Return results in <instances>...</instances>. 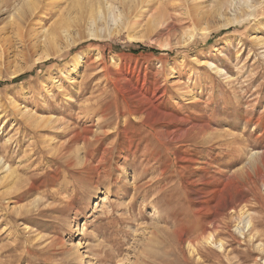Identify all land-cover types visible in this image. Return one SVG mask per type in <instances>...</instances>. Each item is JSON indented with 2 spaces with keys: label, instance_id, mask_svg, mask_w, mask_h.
Here are the masks:
<instances>
[{
  "label": "rangeland",
  "instance_id": "374dc122",
  "mask_svg": "<svg viewBox=\"0 0 264 264\" xmlns=\"http://www.w3.org/2000/svg\"><path fill=\"white\" fill-rule=\"evenodd\" d=\"M149 1L0 0V264H264V0Z\"/></svg>",
  "mask_w": 264,
  "mask_h": 264
},
{
  "label": "bare ground",
  "instance_id": "6f19581e",
  "mask_svg": "<svg viewBox=\"0 0 264 264\" xmlns=\"http://www.w3.org/2000/svg\"><path fill=\"white\" fill-rule=\"evenodd\" d=\"M147 1H149V0H133V2H136L137 3V5L136 6H138V5H144ZM151 1V0H150ZM150 1H149V3H150ZM127 2V1H126ZM132 2V1H131ZM30 3V2H29ZM33 3V2H32ZM104 3V2H103ZM128 3V2H127ZM40 4V3H39ZM38 4V5H39ZM122 4H123V2H122ZM133 4V3H132ZM26 5V4H25ZM28 5V4H27ZM31 5V11H32V9H33V11L34 12H30V13H35V11H36V8L34 7V5L33 4H30ZM40 6V5H39ZM132 7V6H131ZM253 7V5H252V1L251 0H218V1H216V2H209V0H203L200 4H198L197 6H196V9H195V12H196V15L197 16H199L200 18H203V19H205V18H208V17H219V18H226V15H227V11H231L233 14H234V16H236L235 18L236 19H238V18H240L242 15H243V11H244V9L245 8H247L248 10L249 9H251ZM131 9V8H130ZM29 11V10H28ZM247 13V12H246ZM100 14V13H99ZM250 14V13H249ZM32 15V14H31ZM35 15V14H34ZM238 15H240V16H238ZM25 16V15H24ZM235 20V19H234ZM226 21H228L229 23H230V20H226ZM227 22V23H228ZM146 23V22H145ZM228 23V24H229ZM144 25V24H143ZM149 25V24H148ZM227 26V25H226ZM148 27V26H147ZM208 28V27H207ZM207 28H202V31H204V32H208L209 31V29H207ZM94 32H95V30H94ZM92 33V32H89V33H91V36H96V34L95 33ZM49 37H51V35L49 34V32H47V30L43 33V35H42V39H43V41H42V47H43V52H44V55L40 58V60H43V61H45V60H47V59H49L53 54H56V53H59L60 51H62V49H58V50H56L54 53H50V50H51V48H53V46H52V44H53V41H55V40H47ZM193 38V36L190 38V40ZM254 39H256V38H254ZM253 39V40H254ZM130 40H132V41H136V42H139V41H141L142 40V38L141 37H139V36H136V35H131L130 36ZM258 40H259V38H258ZM256 41V40H255ZM263 42V41H262ZM72 43H75V40H72L71 42H69L68 43V45H67V47H69V46H71V44ZM262 44V43H261ZM169 43H167V42H165L164 44H163V46L164 47H169ZM37 46V45H36ZM41 47V48H42ZM167 49V48H166ZM61 53V52H60ZM42 61V62H43ZM83 61V57L81 56V55H78V56H76V57H74L73 58V62H74V64H76V65H78L79 66V64H80V62H82ZM75 67V66H74ZM71 69V68H70ZM116 79V78H115ZM123 82H125L127 85H128V82H127V80H124ZM123 88H124V86H123ZM158 90V89H157ZM155 93V92H154ZM163 94V93H162ZM143 95V94H142ZM142 97V96H141ZM158 99V98H157ZM141 101V100H140ZM155 101H157V100H155ZM191 103V102H190ZM149 110V109H148ZM152 111V110H151ZM19 112V111H18ZM145 112V111H144ZM149 112V111H148ZM139 113V112H138ZM27 114V113H26ZM84 114V113H83ZM139 114H141V113H139ZM136 116V115H135ZM134 116V117H135ZM147 116V115H146ZM146 116L144 117L143 115H142V117L140 118L139 116V118H140V120H144L145 118H146ZM152 116H153V114H152ZM151 116V117H152ZM24 117V116H23ZM27 117H28V119H27V122H28V124H29V126H31V128H36V129H38L40 126H41V124L42 123H47V122H51V121H53V120H51V119H44V117L43 118H41V117H38V116H36V115H34V114H27ZM160 118V117H159ZM180 118V117H179ZM148 119V118H147ZM151 121V120H150ZM186 120H184V122H185ZM194 124V123H193ZM156 126V125H155ZM198 126V125H197ZM208 126V125H207ZM144 127V126H143ZM154 127V126H153ZM185 127V126H184ZM156 128V127H155ZM198 128V127H197ZM154 129V128H153ZM193 129V128H192ZM189 131L190 130H188V131H186L185 133H189ZM111 132V131H110ZM113 132V131H112ZM111 132V133H112ZM162 132V131H161ZM183 132V131H182ZM195 132V131H194ZM67 133V132H66ZM184 133V134H185ZM68 134H70L69 132H68ZM77 135V134H76ZM75 135V136H76ZM96 135V134H95ZM158 136H159V134H158ZM79 136H77V138H78ZM97 137V136H96ZM106 137V136H105ZM71 138H72V136H71ZM74 138V137H73ZM160 138H161V136H160ZM162 138L163 139H165L164 138V136H162ZM76 139V138H75ZM87 138H85V140H86ZM100 139V138H99ZM73 140V139H72ZM90 140V139H89ZM158 140V139H157ZM51 141H53V140H51ZM71 141V140H70ZM161 141H162V139H161ZM83 142H85V141H83ZM90 142V141H89ZM49 143H52V142H49ZM70 143V142H69ZM86 143V142H85ZM167 143V142H166ZM10 145H12V144H10ZM83 145H84V143H83ZM165 145V144H164ZM51 148H49V149H51V150H53L52 149V146H51V144L49 145ZM67 146V145H66ZM85 146H86V144H85ZM87 146H88V144H87ZM113 146V145H112ZM84 147V146H83ZM60 148H61V153H62V149H63V146L61 145L60 146ZM48 149V150H49ZM54 149H55V147H54ZM85 149H87V147L85 148ZM77 150V149H76ZM58 153H59V151H57ZM60 153V154H61ZM109 153V152H108ZM78 154V153H77ZM54 155H55V153H54ZM65 155V154H64ZM88 155V154H87ZM79 156V155H78ZM59 157V156H58ZM106 157V156H105ZM56 158H57V153H56ZM73 158V157H72ZM78 160H80L81 161V163L82 164H86V160H84V159H82V158H80V157H76ZM88 158V157H87ZM104 158V157H103ZM259 158V157H258ZM70 159V158H69ZM113 159V158H112ZM251 159V158H250ZM255 160V159H254ZM59 161V160H58ZM103 161V160H102ZM106 161V160H105ZM104 161V162H105ZM69 162V161H68ZM60 163V162H59ZM66 163V162H65ZM72 163V162H71ZM89 163V162H88ZM4 164V163H3ZM2 164V162H1V160H0V181H7L8 179H13L14 178V173L16 172L15 170H13V169H11L10 167H7V166H4ZM103 165H105V164H103ZM83 166V165H82ZM82 166H81V168H82ZM86 166V165H85ZM89 166V165H88ZM96 166V165H95ZM98 166H99V164H98ZM80 167V166H79ZM15 171V172H14ZM16 174V173H15ZM5 183V182H4ZM10 183H11V181H10ZM2 188V187H1ZM6 188V187H5ZM8 188H9V186H8ZM13 188H14V186H13ZM4 189V188H3ZM10 193H12V192H10ZM19 194H21V193H19ZM10 195V194H9ZM18 195V194H17ZM12 197V196H11ZM3 198V197H2ZM13 198H15V197H13ZM4 199V198H3ZM16 199V198H15ZM14 203V202H13ZM34 205V204H33ZM16 206H18V205H16ZM13 207V206H12ZM30 208V207H29ZM13 209V208H12ZM15 209V208H14ZM18 210V209H17ZM35 214V213H34ZM234 214V213H233ZM243 214H245V213H243ZM245 216H246V214H245ZM247 217H248V215H247ZM250 217V216H249ZM243 218H245V217H243ZM253 218V217H252ZM236 219H238V218H236ZM247 219V218H246ZM241 220V219H240ZM243 223V222H242ZM242 223H240V224H242ZM244 223H245V221H244ZM212 224V223H211ZM246 224H247V226H250V220H247L246 221ZM246 224H245V226H246ZM214 225V224H213ZM211 226V225H210ZM209 226V227H210ZM217 226V225H216ZM244 226V227H245ZM215 227V226H214ZM243 227V228H244ZM207 228V227H206ZM211 228V227H210ZM238 228V227H237ZM248 228H250V227H248ZM214 229V228H213ZM207 230V229H206ZM26 231V230H25ZM208 231H209V229H208ZM207 231V232H208ZM219 231V230H218ZM221 231V230H220ZM241 230H239V232H240ZM206 232V231H205ZM211 232V231H210ZM210 232H208L205 236H202V240H203V242H205V243H208V245H210V244H212L213 246H215V244H218V243H220V242H218V243H216L215 242V239H214V236L210 233ZM214 232V231H213ZM215 233V232H214ZM241 233V232H240ZM205 234V233H204ZM242 235H243V233H241ZM201 235V234H200ZM217 235V234H216ZM215 235V236H216ZM241 235V236H242ZM198 238V237H197ZM195 239H196V237H195ZM193 241V240H192ZM197 242H198V239H197ZM200 244H201V242H199ZM190 244V243H189ZM196 246H197V244H195ZM202 245V244H201ZM220 245V247L222 248L223 246H222V244L220 243L219 244ZM224 245V244H223ZM194 246V245H193ZM205 246V245H204ZM211 246V245H210ZM203 247V246H202ZM218 248V247H217ZM206 249V248H205ZM210 249V248H209ZM223 249H224V247H223ZM217 250V249H216ZM211 251V250H210ZM196 252V251H195ZM193 255H195V253L193 254Z\"/></svg>",
  "mask_w": 264,
  "mask_h": 264
},
{
  "label": "trees",
  "instance_id": "16d2710c",
  "mask_svg": "<svg viewBox=\"0 0 264 264\" xmlns=\"http://www.w3.org/2000/svg\"><path fill=\"white\" fill-rule=\"evenodd\" d=\"M131 51H133V53H135V54L136 53H140L141 51H151V52L153 51L154 53H157V51L149 49V48H145V47H143L141 45H137V48H134ZM28 75L29 74L22 75L19 78L15 79L14 81L16 83L21 82L22 80L26 79L28 77Z\"/></svg>",
  "mask_w": 264,
  "mask_h": 264
}]
</instances>
